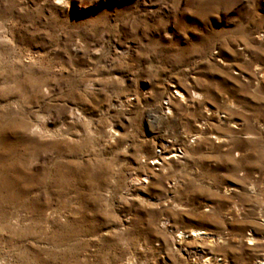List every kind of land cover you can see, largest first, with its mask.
Listing matches in <instances>:
<instances>
[{"label":"clouds","instance_id":"obj_1","mask_svg":"<svg viewBox=\"0 0 264 264\" xmlns=\"http://www.w3.org/2000/svg\"><path fill=\"white\" fill-rule=\"evenodd\" d=\"M0 264H264V0H0Z\"/></svg>","mask_w":264,"mask_h":264}]
</instances>
